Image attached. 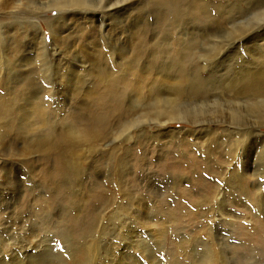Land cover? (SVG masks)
Masks as SVG:
<instances>
[{
    "label": "rangeland",
    "instance_id": "rangeland-1",
    "mask_svg": "<svg viewBox=\"0 0 264 264\" xmlns=\"http://www.w3.org/2000/svg\"><path fill=\"white\" fill-rule=\"evenodd\" d=\"M257 106L264 0H0V264H264Z\"/></svg>",
    "mask_w": 264,
    "mask_h": 264
},
{
    "label": "bare ground",
    "instance_id": "bare-ground-1",
    "mask_svg": "<svg viewBox=\"0 0 264 264\" xmlns=\"http://www.w3.org/2000/svg\"><path fill=\"white\" fill-rule=\"evenodd\" d=\"M54 3H56V2H54ZM56 6H59V4H58V5H56ZM59 7H61V6H59ZM37 36H38V35H37ZM257 107H258V106H257ZM256 111H259V112L261 111V112H263V114H264V109H263V110H260V109H259V107H258V108H256ZM261 112H260V114H262ZM263 114H262V115H263ZM263 116H264V115H263ZM260 117H261V116H260ZM260 119H261V118H260ZM262 119L264 120V118H263V117H262Z\"/></svg>",
    "mask_w": 264,
    "mask_h": 264
}]
</instances>
